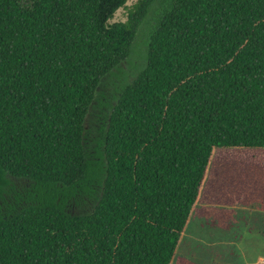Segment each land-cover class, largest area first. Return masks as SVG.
<instances>
[{"label":"trees","instance_id":"16d2710c","mask_svg":"<svg viewBox=\"0 0 264 264\" xmlns=\"http://www.w3.org/2000/svg\"><path fill=\"white\" fill-rule=\"evenodd\" d=\"M127 2L0 0V264H171L214 151L264 150V0Z\"/></svg>","mask_w":264,"mask_h":264},{"label":"rangeland","instance_id":"374dc122","mask_svg":"<svg viewBox=\"0 0 264 264\" xmlns=\"http://www.w3.org/2000/svg\"><path fill=\"white\" fill-rule=\"evenodd\" d=\"M128 0L110 23L124 22ZM148 25L137 36L133 55L124 64L127 74L143 64ZM103 102L113 87L104 86ZM264 150H215L206 169L198 198L171 264H260L264 259ZM263 264V263H262Z\"/></svg>","mask_w":264,"mask_h":264},{"label":"crops","instance_id":"0c3cea01","mask_svg":"<svg viewBox=\"0 0 264 264\" xmlns=\"http://www.w3.org/2000/svg\"><path fill=\"white\" fill-rule=\"evenodd\" d=\"M189 219H190V218H189ZM188 221H189V220H188ZM187 225H188V223H187ZM186 227H187V226H186ZM185 229H186V228H185ZM184 231H185V230H184ZM181 237H182V236H181ZM257 262L260 263V264H262V263L264 264V259L261 258V257H258V258H257Z\"/></svg>","mask_w":264,"mask_h":264}]
</instances>
